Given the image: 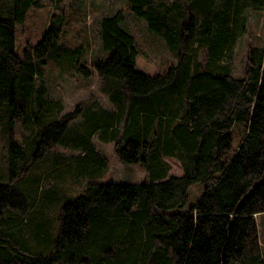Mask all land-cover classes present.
I'll return each mask as SVG.
<instances>
[{
	"label": "trees",
	"instance_id": "trees-1",
	"mask_svg": "<svg viewBox=\"0 0 264 264\" xmlns=\"http://www.w3.org/2000/svg\"><path fill=\"white\" fill-rule=\"evenodd\" d=\"M36 1L0 0V146L6 166L5 177L0 175V264L244 261L257 245L255 215L264 212V45L250 47L242 76L231 69L247 28L245 11H264V0H126L177 59L154 75L135 69V38L121 27L120 9L99 21L104 55L89 64L81 45L61 42L63 13H53L40 40L20 55L16 25ZM51 1L58 8L63 0ZM64 65L77 79L95 73L112 105L86 104L73 129L43 79L47 66ZM235 122L243 125L236 146ZM95 134L114 143L120 161L146 168L150 179L89 182L50 220L55 233L37 217L32 227L25 225L27 234H43L50 248L31 254L24 219L12 211L24 195L14 182L59 143L78 154L54 155L47 179L71 175L61 168L67 171L72 162L95 174L107 160L92 142ZM167 158L178 161L183 174H168ZM198 182L203 192L197 200L172 212L185 205ZM31 199L32 206L38 203Z\"/></svg>",
	"mask_w": 264,
	"mask_h": 264
},
{
	"label": "rangeland",
	"instance_id": "rangeland-1",
	"mask_svg": "<svg viewBox=\"0 0 264 264\" xmlns=\"http://www.w3.org/2000/svg\"><path fill=\"white\" fill-rule=\"evenodd\" d=\"M118 9L122 10L124 16V19L120 22L121 27L135 38L138 50L135 63L136 70L154 75L166 71L171 64L176 63L177 59L170 53L164 39L152 31L144 19L134 15L129 10L126 0H63L58 8L51 0H37L28 8L24 22L16 25V51L22 55L23 49L28 43H37L45 32L51 15L53 13H63L66 20L61 33V42L72 47L81 45L84 49L83 57L89 64L94 58L104 55L99 35V21L104 16L112 15ZM245 14L247 18L246 32L238 38L232 60L231 70L236 77L244 74L250 47L264 45V11L246 9ZM76 77L77 74L69 73L64 65L60 67L47 66L43 78L48 96L58 98L62 102L63 109L59 115L62 117L68 114L70 115L69 119L72 118L67 123L72 129L74 125L82 120L79 111H82L86 104L103 108L112 106L108 96L102 91L101 83L95 73L85 80ZM242 128L243 125L240 122H235L232 127L234 146L237 145L243 134ZM16 129L19 130L18 126H16ZM71 132L73 133V130H69L66 137L73 136ZM69 137L67 138L69 139ZM92 142L107 159L106 165L99 167L95 174H84L72 162L67 171L61 168L62 172L68 173L70 171L71 175L64 174L61 180L56 178V182L47 179V169L53 165L54 155L78 154V149L67 148L59 143L53 144L51 149L46 150L42 158L30 171L26 170L24 172V179H29L28 184L26 183L28 190L25 188L26 184L22 183L26 182L24 179L17 178V181L14 179V184H17L23 190L24 195L20 197L17 207H14L12 211L18 213L24 219V225L22 226L27 235L25 237L31 254H45L50 251V248L47 241L42 239L43 234H40L41 237H34L31 233L27 234L28 230L25 225L28 228L32 227L33 224L38 222L37 220L33 221L37 217L39 220L43 219L44 222H47L51 234L55 233L54 223L50 220L57 215L60 206L67 199H72L82 193L89 182H141L150 179L149 171L146 168L120 161L116 156L113 142L102 141L97 134L92 137ZM4 159L3 149L0 146V175H3V177H5L6 167ZM166 160L171 167L168 174H183V169L178 161L172 158ZM38 177L41 178L40 183L36 184L35 180ZM202 192L203 186L201 183L192 184L188 190V199L185 205L174 207L171 211L185 210L197 200ZM31 197H36L38 203L32 206ZM4 216L5 214H0V217ZM255 222L257 231L256 247L248 253L244 261L241 259L233 261L231 264H264V212L255 215ZM44 236L46 235L44 234ZM253 257H256L255 260L252 259Z\"/></svg>",
	"mask_w": 264,
	"mask_h": 264
}]
</instances>
